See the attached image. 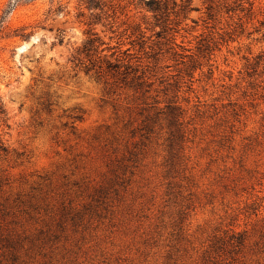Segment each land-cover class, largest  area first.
I'll use <instances>...</instances> for the list:
<instances>
[{
  "label": "rangeland",
  "instance_id": "374dc122",
  "mask_svg": "<svg viewBox=\"0 0 264 264\" xmlns=\"http://www.w3.org/2000/svg\"><path fill=\"white\" fill-rule=\"evenodd\" d=\"M88 1L0 0V264H264V0Z\"/></svg>",
  "mask_w": 264,
  "mask_h": 264
},
{
  "label": "trees",
  "instance_id": "16d2710c",
  "mask_svg": "<svg viewBox=\"0 0 264 264\" xmlns=\"http://www.w3.org/2000/svg\"><path fill=\"white\" fill-rule=\"evenodd\" d=\"M161 3H162L161 0H150V1H148L149 8L153 13H157L161 10V5H162ZM87 4H89L88 7L90 10L97 9L99 7V5L97 4V0H89L87 2ZM187 9H188V7L184 8L185 11ZM97 41L98 40H96V39L88 40L86 42V44L84 45L83 53H85L87 56H90L91 54H93V52H97V49H98V46L96 45ZM120 65H121L120 63L115 64L112 61L108 62V67L110 69H116L117 68L119 70V69H121ZM6 122H7V112H6L5 106L3 104V101L0 97V124L6 123ZM3 152H6V148H5L3 142L0 138V154Z\"/></svg>",
  "mask_w": 264,
  "mask_h": 264
}]
</instances>
